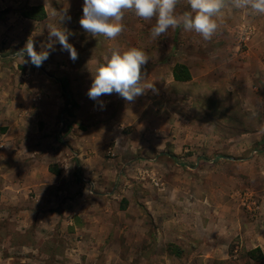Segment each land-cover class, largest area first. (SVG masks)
<instances>
[{
  "label": "rangeland",
  "instance_id": "obj_1",
  "mask_svg": "<svg viewBox=\"0 0 264 264\" xmlns=\"http://www.w3.org/2000/svg\"><path fill=\"white\" fill-rule=\"evenodd\" d=\"M61 1L54 0V7L58 9ZM82 6L83 0L77 7ZM27 8L25 5L22 12ZM232 19L230 30L237 28V32L227 33L233 42L239 43L238 54H249L254 49L264 53V14L240 10ZM127 20L129 23L142 21L134 16ZM32 26L29 23V27ZM72 26L69 43L78 50L80 46L75 45L79 44L80 33L74 24ZM44 36L41 33L37 40L43 41ZM245 37L249 39L244 41ZM81 38L85 48L90 46L91 39H107L103 36L93 38L85 31ZM258 43L261 49L257 47ZM22 48L19 42L8 50L3 48L1 57L12 62L7 56ZM98 49L104 53L103 46L99 45ZM8 76L16 87L14 83L18 79L13 77L14 74ZM60 79L58 76L57 81L51 82L59 84ZM202 88L195 90L193 108L179 107L177 110L193 122L210 120L214 124V133H210L209 127L197 124L194 139L186 140L178 157L173 154L174 146L170 143L165 142L163 154L157 155L153 150L155 136L161 132V121L154 116H148L151 122L150 135L146 138L148 143L138 148L137 153L145 134L124 124L127 121L125 115H116L123 113L121 106L124 103L117 99L102 107L98 115H93L94 121L103 124L115 119L121 126L108 127L99 134L97 145L92 148L93 156H96L94 167L104 169L103 176L94 178V184L91 180L84 183L89 186L88 191L99 193L93 219L60 222L50 219L22 224L0 214V264H264V258L257 260L259 252L251 254L260 249L264 255V126L261 125V112L240 110L235 96L226 94L223 89L217 87L208 95ZM12 96V92L6 94L2 104L9 117L16 112L10 107L15 98ZM71 96L74 102L73 93ZM132 107L133 112L139 111V104L132 103ZM75 110L72 106L70 116L63 112L57 120V139L64 153L62 159L69 155L67 145L71 142L67 135L71 132L80 134L79 130L86 131L91 126V110L83 113V121L76 119ZM69 123H75L78 128L69 130ZM168 124L166 119L162 121L165 134L171 129ZM257 130L263 132L259 139L254 134ZM133 131L132 156L122 155L130 149L127 137ZM117 136H120L119 140ZM8 144L0 142V150L5 151V155H0L1 161L9 167L8 173L24 178L27 184L28 164L33 158L25 150H32L37 143H13L14 149ZM145 148L148 152L142 156ZM56 159H38L36 167L42 178L45 179L43 168L47 165L52 172L59 167ZM28 195L36 199L35 192ZM171 245L177 249L170 248Z\"/></svg>",
  "mask_w": 264,
  "mask_h": 264
},
{
  "label": "crops",
  "instance_id": "obj_2",
  "mask_svg": "<svg viewBox=\"0 0 264 264\" xmlns=\"http://www.w3.org/2000/svg\"><path fill=\"white\" fill-rule=\"evenodd\" d=\"M79 3L81 4V0H62L57 9L54 7V0H0V50L3 48L8 50L18 42L24 47L28 39L35 42L37 51L42 48L48 49V45L52 44L48 49L49 57L41 67L32 65L30 61L24 63L28 57L20 56L18 53L20 50L7 56L12 62L2 58L0 54V142L9 143L8 146L13 149L15 148L13 143H37L32 150H25L26 154L33 158L32 163L28 164L30 166L27 171V184L24 178L16 176L15 173H8L9 167L0 158V214L18 223L31 224L50 219L58 222L73 221L76 218H83L86 221L93 219L94 203L99 193L88 191L89 186L84 183L88 180L95 182L94 178L103 176L104 169L94 167L96 156H93L92 148L97 145L99 134L108 127L121 126L115 119L103 124L98 123L96 119L94 121L93 115H98L102 107L99 102L87 96L92 75L95 74L99 64L104 62V57L110 54V49L118 48L124 51L136 47L143 50L149 57L148 63L143 67L145 82L154 83L157 89L156 92L147 91L131 103L115 93L100 98L104 106L117 99L120 103H124L123 107L121 106L124 109L123 113L119 112L116 115H125L127 121L124 124L134 126L136 132L145 134L135 152L138 153V148H143L148 143L146 138L150 135L148 130L151 123L148 119L150 115L161 121L159 123L161 132L155 136L153 149L157 155L164 153L165 142L174 146L175 157L181 155L183 144L194 139L197 124L205 125L212 130L214 124L210 120L193 122L177 110L179 107L193 108L196 102L195 90L201 87L208 95L218 87L226 94L235 96L240 103V110L245 108L251 111L259 110L262 117L261 125L264 126V53H258L254 49L249 54H238L239 43L233 42L231 35L227 33L237 32V28L230 29L233 24L232 18L239 13V9L231 6L222 9L216 17L217 33L208 41L194 32L184 31L181 27L169 29L166 35L153 39L150 30L155 21L141 19L143 22L132 20L129 23L127 19L132 16L136 19L137 16L133 12H126L122 34L114 40L91 39L90 46L85 48L81 38L84 30L79 24L83 15L82 8L77 7ZM25 5L28 8L43 6L47 17L41 21L24 18L22 9ZM53 10L57 15H52ZM188 10L190 9L187 0H179L177 14ZM63 11H66L70 19H65L62 26L70 31L74 24L80 33L77 40L79 44L75 45L80 46L77 50L78 59L74 62L70 59L69 53L62 50L59 43L49 41L48 38L49 25L60 26V13ZM29 23L33 26L29 27ZM238 29L241 30L242 27ZM41 33L45 34L43 41L37 40ZM99 45L103 46L104 53L98 49ZM253 47L255 48L256 45ZM257 47L261 49V44L258 43ZM177 64L188 68L191 80L179 82L174 79L173 69ZM9 73L14 74L13 77L18 79L14 83L16 87L11 84ZM58 76L61 78L60 83L53 85L51 81H57ZM63 81L67 82L70 96L72 93L74 95L76 119L80 118L83 121L85 118L83 113L89 110L93 118L91 126L86 131L79 130L80 134L71 132L67 135L68 141L71 142L67 145L69 153H66L69 155H64L62 159L61 155L64 153L62 148H59L56 130L58 117L63 114L62 110L65 107L61 90ZM9 92L15 97V100H11L10 107L16 112L12 113L11 117L2 108L5 102L4 96ZM132 103L139 104V111H132ZM224 108L228 109L227 105H224ZM164 119L169 121L168 125L171 128L167 134L163 133ZM60 125L62 126V123ZM73 127L78 128L74 123L69 130L74 131ZM134 133L135 131L127 137L129 142L127 147L129 146L130 149L127 153L122 152V155H131ZM210 133L213 134L214 131ZM254 134L259 139L263 132L257 130ZM120 136L124 137L121 132ZM120 136H117L118 140ZM153 150L149 149L151 152ZM142 152V156H145L144 154L148 152L147 148L142 149ZM11 154L14 152L12 151ZM0 155H5V151L0 150ZM41 157L57 158L56 162L59 163L56 172L50 170V165L43 168L45 179L41 177L36 167ZM31 192H35L36 199L30 198L28 194Z\"/></svg>",
  "mask_w": 264,
  "mask_h": 264
},
{
  "label": "clouds",
  "instance_id": "obj_3",
  "mask_svg": "<svg viewBox=\"0 0 264 264\" xmlns=\"http://www.w3.org/2000/svg\"><path fill=\"white\" fill-rule=\"evenodd\" d=\"M178 3L179 0H83V15L79 24L93 37L103 36L114 40L124 31L123 19L126 12H133L145 21H155L150 30L153 39L166 35L169 29L181 27L208 41L217 33L216 17L226 6L253 14H264V0H187L190 10L182 14L176 12ZM52 15H57L55 10ZM65 19L70 17L63 11L60 13V26L49 25L48 38L49 41L59 43L74 62L78 59V52L69 43L70 31L62 26ZM51 47L52 44H49L48 49ZM48 49L37 51L35 42L28 39L18 53L28 57L24 63L30 61L32 65L41 67L49 57ZM148 61V55L136 47L124 51L110 49V54L104 57V62L99 64L92 75L87 96L104 107L100 98L105 95L115 93L131 103L149 90L156 92L154 83L145 82L143 67Z\"/></svg>",
  "mask_w": 264,
  "mask_h": 264
},
{
  "label": "trees",
  "instance_id": "obj_4",
  "mask_svg": "<svg viewBox=\"0 0 264 264\" xmlns=\"http://www.w3.org/2000/svg\"><path fill=\"white\" fill-rule=\"evenodd\" d=\"M22 16L30 20L41 21L47 17V14L43 6H38V7H33V8H27L25 11L22 12ZM173 76H174V79L179 82H187L191 80V74L188 68L181 64H177L174 67ZM61 90H62V95L65 101V107L63 108L62 111H64V115L70 116L71 108L72 106H75V104L73 100L71 99V96L68 94V91H67L68 88H67L66 81L61 82ZM170 248L174 250L177 249V247L173 245H171ZM255 252L260 253V257H258L257 260H261L264 258V255L262 254L260 249H256L252 251L251 254H254Z\"/></svg>",
  "mask_w": 264,
  "mask_h": 264
},
{
  "label": "built area",
  "instance_id": "obj_5",
  "mask_svg": "<svg viewBox=\"0 0 264 264\" xmlns=\"http://www.w3.org/2000/svg\"><path fill=\"white\" fill-rule=\"evenodd\" d=\"M249 38L248 37H245V38H243V40L245 41V40H248ZM63 125V124H62Z\"/></svg>",
  "mask_w": 264,
  "mask_h": 264
}]
</instances>
